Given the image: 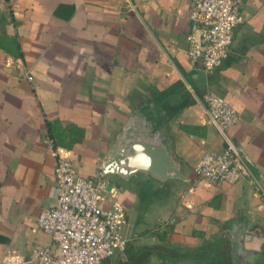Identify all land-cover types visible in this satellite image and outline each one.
Masks as SVG:
<instances>
[{
    "label": "crops",
    "instance_id": "0c3cea01",
    "mask_svg": "<svg viewBox=\"0 0 264 264\" xmlns=\"http://www.w3.org/2000/svg\"><path fill=\"white\" fill-rule=\"evenodd\" d=\"M188 4L0 0V264H33L31 249L50 242L36 224L57 195L41 140L49 124L63 133L49 136L57 152L105 181L100 206L125 216L124 249L101 264H264V250L240 259L230 241L236 229L264 237V0H242L227 56L210 70L187 56ZM209 91L237 111L225 132L252 178L211 183L193 171L223 145L204 114ZM128 116L162 133L183 178L101 171Z\"/></svg>",
    "mask_w": 264,
    "mask_h": 264
},
{
    "label": "built area",
    "instance_id": "2783aa9c",
    "mask_svg": "<svg viewBox=\"0 0 264 264\" xmlns=\"http://www.w3.org/2000/svg\"><path fill=\"white\" fill-rule=\"evenodd\" d=\"M242 0H189L187 56L210 70L222 63L228 53L234 26L241 21ZM30 79V75H26ZM207 119L220 132L219 150H205L193 171L208 182L234 183L252 178L238 147L225 130L237 119V111L219 94L204 96ZM41 140L53 157V175L57 185L54 205L41 208L36 224L50 236L47 245L31 249L27 261L33 264H101L114 253H121L126 239L121 228L126 219L116 203L102 208L105 181L88 179L77 172L72 162L61 156L49 136ZM101 172L99 171L98 174ZM260 189V187H258Z\"/></svg>",
    "mask_w": 264,
    "mask_h": 264
},
{
    "label": "water",
    "instance_id": "95a60500",
    "mask_svg": "<svg viewBox=\"0 0 264 264\" xmlns=\"http://www.w3.org/2000/svg\"><path fill=\"white\" fill-rule=\"evenodd\" d=\"M99 168L104 173H116L123 178L137 170L145 171L157 179L183 178L179 163L171 154L162 133L157 129L149 131L145 118L139 122L133 116H128L115 133L100 160ZM230 241L231 252L240 259V249L256 252L264 250V237L257 228L241 236L236 229Z\"/></svg>",
    "mask_w": 264,
    "mask_h": 264
},
{
    "label": "trees",
    "instance_id": "16d2710c",
    "mask_svg": "<svg viewBox=\"0 0 264 264\" xmlns=\"http://www.w3.org/2000/svg\"><path fill=\"white\" fill-rule=\"evenodd\" d=\"M51 125L49 124V136L51 137H54L55 136V139L53 140L54 141V143H56V142H58V139L59 138H61L62 136H63V133H62V130L61 129H57V131H52L51 130V127H50ZM57 140V141H56Z\"/></svg>",
    "mask_w": 264,
    "mask_h": 264
}]
</instances>
